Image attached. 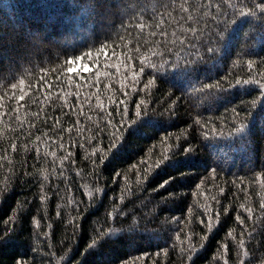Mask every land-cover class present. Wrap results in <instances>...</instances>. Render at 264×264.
<instances>
[{
  "label": "trees",
  "instance_id": "obj_1",
  "mask_svg": "<svg viewBox=\"0 0 264 264\" xmlns=\"http://www.w3.org/2000/svg\"><path fill=\"white\" fill-rule=\"evenodd\" d=\"M0 264H264V0H0Z\"/></svg>",
  "mask_w": 264,
  "mask_h": 264
}]
</instances>
